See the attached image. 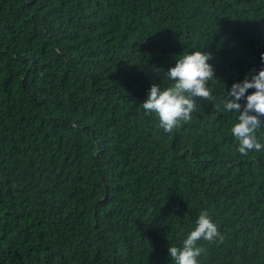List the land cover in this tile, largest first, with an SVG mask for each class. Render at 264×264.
Segmentation results:
<instances>
[{
  "label": "trees",
  "instance_id": "1",
  "mask_svg": "<svg viewBox=\"0 0 264 264\" xmlns=\"http://www.w3.org/2000/svg\"><path fill=\"white\" fill-rule=\"evenodd\" d=\"M192 50L215 99L164 133L140 105ZM261 53L264 0H0V264H172L202 211L198 264H264V151L217 107Z\"/></svg>",
  "mask_w": 264,
  "mask_h": 264
},
{
  "label": "clouds",
  "instance_id": "2",
  "mask_svg": "<svg viewBox=\"0 0 264 264\" xmlns=\"http://www.w3.org/2000/svg\"><path fill=\"white\" fill-rule=\"evenodd\" d=\"M209 59L210 53L200 50L186 52L165 73L170 82L167 86L151 85L146 100L140 106L146 115L156 117L157 127L164 133H171L192 119V114L198 110L195 98L206 101L215 99L213 89L208 86V81L215 79ZM261 61H264V53H261ZM250 75V79L246 75L242 81L234 82L217 106L218 110L225 113L236 114L231 134L237 142L236 150L241 155L264 151V142L256 135L257 130L264 127V68ZM249 89L255 91L248 94ZM241 101L245 102L242 104ZM200 240L209 243L223 240L218 226L207 211L200 213L195 227L181 246L169 247L172 264H198V257L205 251L198 245Z\"/></svg>",
  "mask_w": 264,
  "mask_h": 264
}]
</instances>
